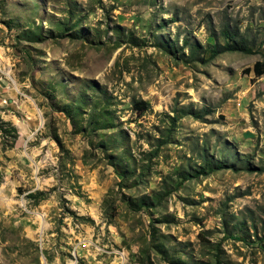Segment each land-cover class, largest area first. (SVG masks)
I'll return each instance as SVG.
<instances>
[{"label":"rangeland","instance_id":"1","mask_svg":"<svg viewBox=\"0 0 264 264\" xmlns=\"http://www.w3.org/2000/svg\"><path fill=\"white\" fill-rule=\"evenodd\" d=\"M258 61L264 0H0V264H264Z\"/></svg>","mask_w":264,"mask_h":264},{"label":"trees","instance_id":"2","mask_svg":"<svg viewBox=\"0 0 264 264\" xmlns=\"http://www.w3.org/2000/svg\"><path fill=\"white\" fill-rule=\"evenodd\" d=\"M224 33V36L226 38V40L228 41L227 44H225L223 47L220 48V50H217L215 48V54H221L223 52H226V51H244L243 49H245L244 47V44L242 42H237L236 41V36L233 35L231 32H229L227 29H225L223 31ZM253 73L255 75V77L257 78H260V77H264V61H258L254 64L253 66ZM135 109L136 111H140V112H145L148 107H149V104L146 103V102H137L135 104ZM214 163H212L211 161H207L206 162V167L209 169V170H213V169H221L220 166H215Z\"/></svg>","mask_w":264,"mask_h":264}]
</instances>
